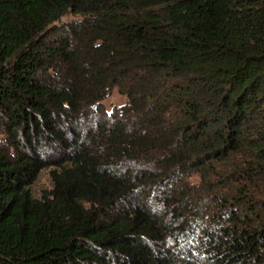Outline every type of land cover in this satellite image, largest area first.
<instances>
[{
	"label": "trees",
	"instance_id": "16d2710c",
	"mask_svg": "<svg viewBox=\"0 0 264 264\" xmlns=\"http://www.w3.org/2000/svg\"><path fill=\"white\" fill-rule=\"evenodd\" d=\"M0 264H264V0H0Z\"/></svg>",
	"mask_w": 264,
	"mask_h": 264
},
{
	"label": "rangeland",
	"instance_id": "374dc122",
	"mask_svg": "<svg viewBox=\"0 0 264 264\" xmlns=\"http://www.w3.org/2000/svg\"><path fill=\"white\" fill-rule=\"evenodd\" d=\"M74 17L69 16L67 20H72ZM125 102V97L115 90L111 96L105 101L107 109H111L122 105ZM52 186L49 170L43 171L37 181L32 185L31 190L34 196L40 197L42 192L50 189Z\"/></svg>",
	"mask_w": 264,
	"mask_h": 264
}]
</instances>
